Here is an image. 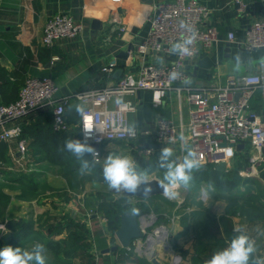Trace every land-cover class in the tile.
Returning <instances> with one entry per match:
<instances>
[{"label":"crops","instance_id":"1","mask_svg":"<svg viewBox=\"0 0 264 264\" xmlns=\"http://www.w3.org/2000/svg\"><path fill=\"white\" fill-rule=\"evenodd\" d=\"M165 1L173 0H121V2L113 0H0V105H9L15 102L29 77L51 78L59 88L56 97L64 98L73 96L80 91L114 85L128 73L137 74L142 60L162 63L163 60L152 53L140 55L137 48L144 42L149 32L148 20L153 13L155 4ZM198 1L211 10L210 17L203 28L214 27L218 32L219 40L212 49L203 50L194 59L187 62L186 67L191 75V83L195 86L212 84L222 86L232 75L264 73V50L249 52L244 50L241 44L251 25L256 21L264 20V2L243 0L238 4L236 0ZM60 14L71 17L75 23L83 26V30L73 38H61L55 41L52 47H46L42 44L46 24L50 19ZM231 32L235 34L234 41L228 39ZM54 58H58V60ZM105 68L111 69V71H104ZM156 98V94L152 92H144L142 96L138 95L139 110L130 115L131 126L148 134L142 136L139 141L112 142L100 146L103 152L102 162L106 161L110 155L127 156L134 162L136 170L142 173L147 180L153 178L161 180L166 171L160 167L161 148L171 147L173 149L171 159L176 163L183 161L187 152L183 155L179 145L159 144L154 137V130L158 118L171 120L180 129L186 128L190 121L191 106L185 95L178 96L174 91L161 97L160 102H157ZM250 103L264 122V91L262 88L255 91ZM71 105L74 108L70 112V131L68 135L62 136L65 140L64 144L69 139L81 140V113L76 110L80 104L73 100ZM71 115L75 116L71 117ZM38 116L44 120L48 118L45 111H38L31 115L28 114L24 119L8 124L7 127L19 125L21 122L26 124L37 122ZM31 117H33V121H31ZM75 117L76 120H73ZM19 142L17 139L5 142L9 145L8 154L12 164L2 163V168L6 173L1 174V180L13 181L18 177V173L31 172L30 168H34L35 160H38L37 168L42 170L46 185L53 188V191L68 192L69 177L63 176L61 173L63 167L51 164L50 158L53 153L49 147L46 146L45 152L34 154L40 147L33 146L28 150L26 160H19L15 156ZM247 148L243 155H247ZM148 149L152 150V154H147ZM243 149L240 150L243 151ZM89 155L92 168L83 171L87 173L97 170L102 164V162L96 163L93 156ZM237 163L235 162L233 167ZM241 164L244 167L246 162H241ZM83 172L70 175L71 181L76 179L75 187L80 186L81 189H84L83 197L73 200L75 207H70L59 201L57 209L52 208L49 194H52L53 191L48 189L36 192L35 195L26 198L20 197V189L6 191L10 199L5 207V215L0 222V250L2 245L12 240L16 233L10 240H2V237L9 232L8 225L14 222L18 228V223L22 219L33 220L34 228L38 233L15 244V247L31 251L36 244L41 243L47 248L52 240H65L67 236L65 232L52 237L48 232L41 231L40 219L52 216V214H61L68 220L81 223L77 221V214L83 211L88 200L96 199V203L100 201L98 193L101 191L97 189L96 185L103 184L98 182L101 179L100 174L94 176L93 180L85 181L82 178L84 177ZM258 180L263 181V178ZM15 185L18 186V183ZM202 191L206 190L202 189L200 193ZM62 195L65 197V194H59V196ZM218 215L221 218L220 229L223 237L221 222L230 219L234 222L235 229L246 234L253 242L258 260L259 256L264 257V224H258L251 229L249 222L244 218L223 217L224 212ZM142 217L146 218V224H149V227L156 221L153 215ZM92 218L95 219V216L93 215ZM89 224L93 226L92 222ZM98 227L102 228L100 225ZM163 227L167 231L170 227L172 236L177 237L178 240H186L183 244L187 245L185 251H189L194 241V232L191 227L187 231L180 218L171 222H161L151 233L154 240L152 245L146 243V237L145 241L144 239L137 240L130 248H127L129 254H124L121 251L124 248L120 247L117 238L115 241L106 235V232L103 231L105 235L99 233L98 239L95 241L97 264H152L149 254H153L161 264H173L171 262L174 254H170L169 251L168 254L164 253L165 249L162 248L161 243L164 239L160 228ZM133 246H135L134 250ZM115 247L117 249L114 250ZM106 250L110 251L106 252ZM145 251L147 252L145 253ZM44 256L46 264H66L68 262L62 252L58 255V260H60L58 262L54 258V253L49 252L48 249L45 250ZM186 257L180 260L182 263L180 261L178 263L193 264ZM72 263L76 264V261H72Z\"/></svg>","mask_w":264,"mask_h":264},{"label":"built area","instance_id":"2","mask_svg":"<svg viewBox=\"0 0 264 264\" xmlns=\"http://www.w3.org/2000/svg\"><path fill=\"white\" fill-rule=\"evenodd\" d=\"M242 1L236 0V3ZM210 14L211 10L198 0L155 4L148 20L149 32L137 51L140 55L152 53L163 62L142 60L137 74L128 73L114 85L57 98L59 88L51 78H27L19 98L9 105H0V141L19 139L21 127H7L8 124L47 106L52 108L54 131L69 132L67 105L76 100L84 109L80 121L81 140L84 139L82 130L85 123L92 124L93 134L88 143L98 146V155L92 156L96 163H101L103 152L100 146L112 142L139 141L148 134L130 124V115L139 110V92L159 93L156 99L160 102L161 97L174 91L178 96L185 95L191 106L189 124L180 129L173 121L158 118L154 130L156 141L166 146L179 145L183 155L186 149L194 150L200 161V169L208 166L216 168L223 163L228 170L235 162H246L240 175L259 179L264 168V122L251 107L250 100L258 88L264 91V73L232 75L222 86H195L186 67L188 61L203 50L212 49L219 40L214 27L203 28ZM82 30L83 26L75 23L71 17L57 15L47 22L42 44L52 47L55 41L73 38ZM193 37L191 44H185ZM228 39L234 41L235 34L229 33ZM176 44L186 46L190 54L173 51ZM241 44L249 52L264 50V20L251 25ZM104 71L111 69L105 68ZM172 73L176 74L175 78H172ZM181 135L185 138L183 142L179 139ZM239 145H244L243 151L238 149ZM246 148L247 155H243ZM146 152L152 154L150 149ZM27 153V143L22 140L15 156L19 160H26ZM205 192L202 191V194Z\"/></svg>","mask_w":264,"mask_h":264},{"label":"trees","instance_id":"3","mask_svg":"<svg viewBox=\"0 0 264 264\" xmlns=\"http://www.w3.org/2000/svg\"><path fill=\"white\" fill-rule=\"evenodd\" d=\"M71 106V103L67 105V122L69 125L71 120L70 112L71 109L74 108ZM38 111H45L48 118L44 120L41 116L40 118L38 116L37 119L39 120L36 119L37 122L35 121L29 124L25 122L19 123L22 129V135L17 140H24L28 144V150L32 149L33 146L40 147L39 150L36 149L34 154L45 152L46 146L49 147V150L53 153L50 158L51 164L63 167L68 175H76V173L80 171L83 172L91 169L92 162L89 154L85 153L82 157L77 158L66 150L63 142L65 140L62 136L68 135L69 132L54 131L52 108L49 106L39 108L29 113V115ZM74 116L75 115H71V117ZM31 119V121H33V117H31ZM73 120H76V117L75 119L73 118ZM8 152L9 145L0 141V222L5 215V207L10 199L6 191L20 189V197L26 198L30 195H35L36 192L47 189L51 191L54 190L46 185L42 170L37 168V165H39L38 160L36 161L35 159V167L31 172L18 173V177L13 181L6 182L1 180V174L6 173L2 168V163L5 165L12 164ZM85 161H87L88 165L86 168L82 167ZM242 167L241 162H238L232 170L224 172L218 171L213 166L201 169L194 168L190 175L192 177L191 181H193L194 184H199L200 186L203 184L217 193L222 192L226 194L225 196L226 198L228 197L227 199L229 202L225 205L223 217L244 218L249 222V228L252 229L258 224H264V168L261 172L263 181H260L256 178L242 177L239 174ZM16 183H18V186L15 185ZM75 183L76 179L69 181L71 187H75ZM63 194H65V196L67 194L68 196V192L63 191ZM174 206V201L161 196H156L148 200H133L121 196L116 201L111 200L110 202L106 201L102 203V207L107 208L105 211L109 220L108 228L114 232H116L121 225V216L128 212L132 213L133 208L138 209V214L135 216L141 218L150 213L160 214L165 207L173 208ZM181 207L182 206L179 208L181 209ZM179 208L177 209L180 210ZM184 211L181 223L186 226L187 231L191 228L193 229L194 241L189 251L183 253V257L185 258L187 256L188 258L186 257V259L191 260L193 264H205L215 252L223 250L229 245V242L221 233V218H219L217 214L206 210L194 209L191 212ZM34 227L33 220L22 219L18 223L17 231L12 240L3 244L1 250L7 246L15 247V244L38 233ZM40 229L41 231L48 232L52 237L63 232L67 235L66 239L63 241L52 240L50 246L47 248L44 246L43 255L45 254V250L48 249L49 252L54 253V258L55 260L57 259V262L60 261L58 260V255L62 252L68 260L66 264H73L72 261H76V264H97L96 256L91 253V247L95 243L93 234L85 225L76 223L73 220H68L61 214H52V216L49 215L40 219ZM121 251L124 254H129L127 248L121 249ZM263 258V256H259V264H264Z\"/></svg>","mask_w":264,"mask_h":264},{"label":"clouds","instance_id":"4","mask_svg":"<svg viewBox=\"0 0 264 264\" xmlns=\"http://www.w3.org/2000/svg\"><path fill=\"white\" fill-rule=\"evenodd\" d=\"M193 38L185 41V44H191ZM179 50L183 54H190L186 46L176 44L173 51ZM172 73V78H175ZM159 97V93L156 94ZM77 112L83 113L84 109L77 106ZM83 140L69 139L65 142V148L77 158L82 157L85 153L98 155V151L88 143L92 138L93 125L85 123L82 130ZM179 139L183 142L184 136ZM187 155L183 161L176 163L172 160L173 149L171 147H163L160 149V167L166 169L163 178L159 180V187L163 190V195L169 200H175L179 196L178 189L181 185L188 187L191 180V171L200 167V161L196 158L197 153L192 149H186ZM87 161L82 167H87ZM103 177L107 182L109 189H115L117 192L126 191L128 193H136L138 188L145 185L143 193L145 195L152 191L151 185L144 175L136 170L134 162L127 156H108L103 168ZM132 214L137 215L138 209L133 208ZM44 245L36 244L29 251L21 247L7 246L0 250V264H46V257L43 255ZM255 247L253 242L247 235H235L232 237L229 245L223 250L215 252L205 264H249L250 258L254 259Z\"/></svg>","mask_w":264,"mask_h":264},{"label":"rangeland","instance_id":"5","mask_svg":"<svg viewBox=\"0 0 264 264\" xmlns=\"http://www.w3.org/2000/svg\"><path fill=\"white\" fill-rule=\"evenodd\" d=\"M105 162H102V164H100V168H98L97 170H93V171H89L87 172H83L84 177H82L85 181H87L88 179H92L94 178V176H96L97 174H100V178L99 179L100 183L103 184H99L96 185L97 189L100 190L101 192L98 193V196L101 198L99 202H95L96 199H90L87 201V203L84 205V209L82 212L77 214V221L81 222L83 225H85L86 228H88V230H90L92 233L94 232V237L93 239L94 241H96V239H98V234H104V232H106V235H108L110 238H113L115 241L116 240V235L114 231L110 230L108 228V217L106 215V209L105 207H102V203L104 202H110L111 200H118L121 196L119 194V192H117L115 189H109L107 186V182L104 180L103 177V168L105 165ZM233 168H229L228 170H232ZM63 173V176H67L69 177L68 180L70 181V175L68 176L67 172L64 170L61 172ZM66 178V177H65ZM82 178H78V179H82ZM257 179V178H256ZM261 179V175L260 178ZM83 180V181H84ZM85 185V182L83 183ZM202 186H200L199 184H194L193 181H189V185L187 188H185L183 185L180 186V188L178 189L179 191V196L177 199L172 200L175 202V206L172 208H167L165 207L163 209V211L161 212V214H155V213H150L149 216H154L156 218V221H154V225L150 226L147 229V234L150 235L154 229H156V227H158L161 222H171L172 220H178L180 218H182V214L186 211H193L194 209H200V210H206V211H210L213 212L214 214H222L224 212V208L225 205L229 202L228 201V197L226 198V194L222 193V192H216L212 189H209L208 186L201 184ZM67 191L69 196H59V194H63V190H55L52 192V194L50 193L49 195L51 196V204H52V208L57 209V206L59 204V201H62L63 203H66L68 206L70 207H75V204L73 203L76 198L79 197H83V193H84V189H81V187L76 186V187H71L69 183H67ZM207 187V189H206ZM202 189H205L206 192L205 193H200ZM208 190V191H207ZM38 197V196H37ZM227 199V200H226ZM72 200V201H71ZM179 203V204H178ZM178 205V207H177ZM180 206L181 209L179 208ZM177 208H179L180 210H178ZM55 211V210H54ZM88 211V212H87ZM175 211V213H173ZM58 212V211H56ZM95 216V219L92 218V216ZM175 215V216H174ZM219 217V215H218ZM238 219L240 217H237ZM149 219V218H148ZM241 219V218H240ZM92 222L93 226H91L89 223ZM240 222V221H239ZM95 224V225H94ZM100 225L99 228L98 226ZM96 226V227H95ZM166 226V225H165ZM168 227V225L166 226ZM242 229V228H241ZM154 234V233H153ZM105 235V234H104ZM164 240H162V248L164 247L165 251L164 253L168 254V251L170 254H174V257L172 258V262L173 264H180L182 263L180 261V263H176V257L183 259V253L185 251V248L187 247L186 244H183L184 241L186 240H178L177 237H173L172 236V230L169 227L168 233L167 235L163 238ZM145 241V239H144ZM95 247V243L93 244V246L91 247V253H93L94 256L97 255V250ZM110 248V247H109ZM132 249H135V246L132 247ZM147 251H145L146 253ZM144 255V254H143Z\"/></svg>","mask_w":264,"mask_h":264},{"label":"water","instance_id":"6","mask_svg":"<svg viewBox=\"0 0 264 264\" xmlns=\"http://www.w3.org/2000/svg\"><path fill=\"white\" fill-rule=\"evenodd\" d=\"M97 27V26H96ZM144 92H139V96H142ZM95 148L98 146L95 145ZM244 145H239L238 149H243ZM216 169L218 171L224 172L226 170L225 164L221 163L216 166ZM160 179L158 178H153L151 180H148L149 184L151 185L152 191L145 195L143 193V189L145 185H141L136 193H128L126 191H120V195L126 198L130 199H135V200H148L150 198L156 197V196H161L164 197L163 195V190L159 187V182ZM166 198V197H165ZM146 218L141 217L137 218L135 215H133L131 212L125 213L121 216V225L119 229L116 231L115 235L116 238L119 242L120 247L122 248H130L133 244L134 241L136 240H142L146 237V243L148 245H152L153 239H152V234L148 235L146 228L149 227V224H146ZM222 225V230L225 239L230 243L231 239L235 235H246L244 233H240L235 229L234 222L231 221L230 219H225L221 222ZM9 232L6 233L3 237L2 240L8 241L10 240L14 233L17 231V224L12 222L8 225ZM162 231V236L163 238L167 235L168 231L165 227L160 228ZM118 247V246H117ZM117 247L113 248L114 250L117 249ZM110 250H106V252H109ZM149 257L151 258L150 261L152 264H161L159 259H157L153 254H149ZM254 259L256 264H259V260L257 258L256 252H254ZM181 259L176 260V263H178ZM249 264H254L253 259L250 258Z\"/></svg>","mask_w":264,"mask_h":264},{"label":"bare ground","instance_id":"7","mask_svg":"<svg viewBox=\"0 0 264 264\" xmlns=\"http://www.w3.org/2000/svg\"><path fill=\"white\" fill-rule=\"evenodd\" d=\"M203 190H205V189H203ZM161 234H162V233H161ZM159 236H160V235H159ZM162 237H163V236H162ZM162 237H161V238H162ZM178 260H179V259L177 258V261H178Z\"/></svg>","mask_w":264,"mask_h":264},{"label":"snow or ice","instance_id":"8","mask_svg":"<svg viewBox=\"0 0 264 264\" xmlns=\"http://www.w3.org/2000/svg\"><path fill=\"white\" fill-rule=\"evenodd\" d=\"M91 119V118H90Z\"/></svg>","mask_w":264,"mask_h":264}]
</instances>
